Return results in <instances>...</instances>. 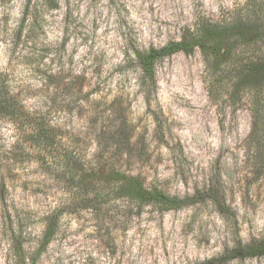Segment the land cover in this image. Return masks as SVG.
<instances>
[{"label": "rangeland", "instance_id": "374dc122", "mask_svg": "<svg viewBox=\"0 0 264 264\" xmlns=\"http://www.w3.org/2000/svg\"><path fill=\"white\" fill-rule=\"evenodd\" d=\"M250 2L0 0V87L20 112L0 113V264H264L248 103L211 93L199 49L161 58L152 78L137 64ZM114 172L219 202L137 208Z\"/></svg>", "mask_w": 264, "mask_h": 264}, {"label": "trees", "instance_id": "16d2710c", "mask_svg": "<svg viewBox=\"0 0 264 264\" xmlns=\"http://www.w3.org/2000/svg\"><path fill=\"white\" fill-rule=\"evenodd\" d=\"M194 49L203 53L215 72L211 93L214 94L216 89H224L227 103L241 99L248 103L251 128L247 138V157L251 162L252 172L260 177L264 172V0H251L240 13L222 22L205 21L195 25L189 35L178 42L139 53L137 64L143 75L152 78L158 60L176 52ZM0 113H20L14 100L3 87H0ZM31 137L39 147L45 148L53 144L52 134L43 128L32 133ZM73 168H76V164ZM113 174L116 183L114 192L117 197L127 200L137 208L150 206L164 212L206 199L219 202L218 196H212L210 193L180 198L157 187L147 186L138 175L118 172ZM109 194L107 191L102 197L107 200ZM45 237L47 238L44 239L43 245L49 241L48 236ZM251 249L264 251V243L254 245ZM25 260L26 257L22 256L17 264H34V261L26 263Z\"/></svg>", "mask_w": 264, "mask_h": 264}]
</instances>
